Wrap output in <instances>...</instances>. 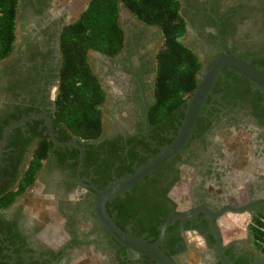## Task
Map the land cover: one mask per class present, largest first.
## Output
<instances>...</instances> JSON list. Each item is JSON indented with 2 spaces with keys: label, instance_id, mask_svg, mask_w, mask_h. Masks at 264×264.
<instances>
[{
  "label": "flooded vegetation",
  "instance_id": "flooded-vegetation-1",
  "mask_svg": "<svg viewBox=\"0 0 264 264\" xmlns=\"http://www.w3.org/2000/svg\"><path fill=\"white\" fill-rule=\"evenodd\" d=\"M178 2L186 22L181 41L202 69L225 51L264 73V0ZM81 11L76 0L16 1L12 48L0 60V121L52 112L59 37ZM123 12L118 14L122 48L112 55L87 52L105 98L98 138L78 143V171V150L53 143L41 117L18 125L10 139L7 151L17 154L8 176L14 181L7 190L18 182L40 136L47 135L53 146L33 181L39 185L36 202H25L22 193L0 207V264H157L114 240L94 213L91 187L100 189L117 173L145 162L178 129L174 115L153 124L147 116L159 30ZM154 171L140 190L117 195L111 205L110 215L127 232L152 238L160 222L154 240L168 215L203 207L213 215L218 246L205 212L172 219L159 247L172 252L165 253L175 264H222L217 248L227 264H264V244L230 235L237 230L232 222H239L234 215L264 222V87L220 69L181 151ZM8 180L6 186L12 182Z\"/></svg>",
  "mask_w": 264,
  "mask_h": 264
},
{
  "label": "trees",
  "instance_id": "trees-1",
  "mask_svg": "<svg viewBox=\"0 0 264 264\" xmlns=\"http://www.w3.org/2000/svg\"><path fill=\"white\" fill-rule=\"evenodd\" d=\"M16 1L0 0V60L7 57L12 48ZM120 5L141 23L156 26L160 33L161 41L155 53L153 98L149 105L148 120L152 124L162 123L174 115L177 120L176 129L180 125L187 99L196 86L197 76L203 66L196 54L181 41L186 30V22L179 12L178 0H88L78 17L62 29L59 37L58 81L53 109L48 116L57 141H66L68 137L83 144L98 138L101 132V106L105 93L89 67L87 52L91 50L112 55L122 48L123 31L118 23ZM19 118L12 116L9 119H2L0 134L5 125ZM18 128L19 126L14 127L9 132L0 155V207L10 204L32 185L37 171L53 146L47 135L40 136L18 182L12 190H7L14 181L8 180V176L16 162L17 154L14 150L7 149L13 133ZM16 148L18 150L17 145ZM133 170L134 168H131L126 173H117L116 176L123 177ZM154 173L155 171L151 174ZM148 179L149 176L144 177L124 193L140 190ZM7 180L12 181L9 186L5 183ZM117 197L105 204L109 215L111 205ZM110 216L127 232L117 216ZM159 223L157 222L155 226L157 227ZM253 223L251 228L253 242L257 245L264 244L262 230L264 222L254 220ZM156 227L152 238L143 239L151 241L156 235ZM130 233L139 237V232Z\"/></svg>",
  "mask_w": 264,
  "mask_h": 264
},
{
  "label": "water",
  "instance_id": "water-1",
  "mask_svg": "<svg viewBox=\"0 0 264 264\" xmlns=\"http://www.w3.org/2000/svg\"><path fill=\"white\" fill-rule=\"evenodd\" d=\"M222 68L229 69L242 76L243 78L249 80L250 82L264 87V73L261 70L253 67L246 61L225 51L213 57L206 63V65L202 69L201 74L198 75L196 86L193 89L190 97L187 99L186 107L180 125L170 142L164 146H161L157 153L148 158L142 164L135 167L134 170L127 175L114 179L100 189L91 187L95 192L94 213L97 220L106 230V232L119 244L151 258L157 264H175L173 260L159 247V243L164 235L166 226L172 219L186 217L195 210H201L208 215L210 219V225L215 233V238L217 240L218 246V232L212 218L213 215L210 213V211L206 208L198 207L184 214H170L161 223L155 239L152 241H146L139 237L133 236L129 232H126L118 227L107 213L105 204L113 197L128 191L132 186L139 183L144 177L150 175L157 167L167 162L175 154L181 151L182 147L190 136L196 117L199 114L200 108L206 95L210 91V87L216 77V74ZM36 117H41L44 119L48 129V136L53 143L58 145H72L78 150V160L76 168V171H78L82 157L81 147L74 141H57L52 133L51 122L49 118L44 114H30L18 120L12 121L4 126L0 137V153L7 134L11 131V129L15 126L21 125L23 122L30 118ZM217 254L220 262L222 264H227L224 261L219 248H217Z\"/></svg>",
  "mask_w": 264,
  "mask_h": 264
},
{
  "label": "rangeland",
  "instance_id": "rangeland-1",
  "mask_svg": "<svg viewBox=\"0 0 264 264\" xmlns=\"http://www.w3.org/2000/svg\"><path fill=\"white\" fill-rule=\"evenodd\" d=\"M88 2V0H76V3H79V10H83L84 7L86 6V3ZM125 9L120 5L119 7V12L121 11L122 15H125V13L123 12ZM161 41V38H160ZM88 54H92V52H89ZM39 187V185L35 182L33 183L32 186H30L24 193H23V200H25V202H29L28 200L31 199V202H36L35 196L37 195L35 193V190ZM234 219H238L239 222L234 224L232 222V227H236L237 230L232 229L230 235H232L233 237H242V238H246L245 241L249 242H253L252 240V236H251V228H253V221H247L245 220V218L238 216V215H234L233 216V220ZM226 233L228 232H224L223 236L226 237ZM228 235V234H227Z\"/></svg>",
  "mask_w": 264,
  "mask_h": 264
},
{
  "label": "crops",
  "instance_id": "crops-1",
  "mask_svg": "<svg viewBox=\"0 0 264 264\" xmlns=\"http://www.w3.org/2000/svg\"><path fill=\"white\" fill-rule=\"evenodd\" d=\"M223 223H224V224H223V225H224V227H227V224H226L225 220H224V222H223Z\"/></svg>",
  "mask_w": 264,
  "mask_h": 264
},
{
  "label": "built area",
  "instance_id": "built-area-1",
  "mask_svg": "<svg viewBox=\"0 0 264 264\" xmlns=\"http://www.w3.org/2000/svg\"><path fill=\"white\" fill-rule=\"evenodd\" d=\"M262 230L264 231V228Z\"/></svg>",
  "mask_w": 264,
  "mask_h": 264
}]
</instances>
